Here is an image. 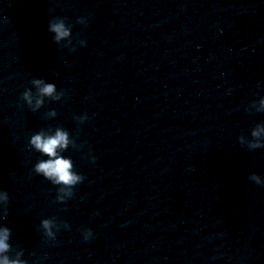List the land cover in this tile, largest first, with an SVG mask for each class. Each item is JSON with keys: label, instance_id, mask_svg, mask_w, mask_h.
<instances>
[{"label": "water", "instance_id": "obj_1", "mask_svg": "<svg viewBox=\"0 0 264 264\" xmlns=\"http://www.w3.org/2000/svg\"><path fill=\"white\" fill-rule=\"evenodd\" d=\"M59 20L70 35L57 42ZM37 79L62 95L35 108ZM262 101L264 0H0L5 254L264 264ZM56 127L83 177L70 190L34 168L47 156L30 137Z\"/></svg>", "mask_w": 264, "mask_h": 264}, {"label": "clouds", "instance_id": "obj_2", "mask_svg": "<svg viewBox=\"0 0 264 264\" xmlns=\"http://www.w3.org/2000/svg\"><path fill=\"white\" fill-rule=\"evenodd\" d=\"M49 31L54 34V40L59 42L70 35V29L62 20L49 24ZM85 43V41H84ZM34 85L39 90V97L35 98V108H39L43 104V97H52L58 99L62 93L57 92L55 83H46L43 80L33 81ZM23 99L29 106L33 105V96L30 90L23 93ZM264 105V101L261 102ZM253 135H259V132H254ZM71 137L68 131L62 127H56L53 131H37L29 140L32 147L43 154H46L47 159H40L34 164L37 172L49 178L53 183L62 185L64 189H72L75 185L82 182L83 177L73 171V164L70 158L61 154L63 149H66L70 143ZM92 161L95 157L91 156ZM250 179L256 183H260L259 175L253 173ZM70 194V191H69ZM8 199L7 192L0 190V202H6ZM5 217H0L4 219ZM43 225L48 230V234L52 235L51 222L48 219L42 220ZM10 229L8 227H0V264H27L23 259H10L5 253L9 249ZM85 241L93 237L91 229H84L82 232Z\"/></svg>", "mask_w": 264, "mask_h": 264}]
</instances>
